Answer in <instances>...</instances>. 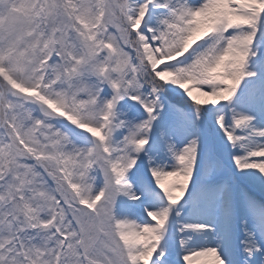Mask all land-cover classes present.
Here are the masks:
<instances>
[{"label":"snow or ice","instance_id":"obj_1","mask_svg":"<svg viewBox=\"0 0 264 264\" xmlns=\"http://www.w3.org/2000/svg\"><path fill=\"white\" fill-rule=\"evenodd\" d=\"M0 264H264V0H0Z\"/></svg>","mask_w":264,"mask_h":264}]
</instances>
